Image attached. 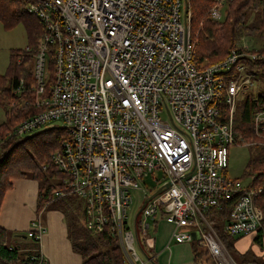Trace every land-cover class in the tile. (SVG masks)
<instances>
[{"label": "built area", "instance_id": "2783aa9c", "mask_svg": "<svg viewBox=\"0 0 264 264\" xmlns=\"http://www.w3.org/2000/svg\"><path fill=\"white\" fill-rule=\"evenodd\" d=\"M229 1L213 0L209 18L221 21ZM28 2L27 13L44 28L37 47L26 48L32 52L31 102L38 112L11 135L64 132L61 146L42 165L63 176V190L52 200H80L83 228L114 239L122 264L154 262V253L144 250L154 247L148 221L156 217L173 226L175 244L193 243L213 264H238L215 229L220 221L210 218L229 204L221 232L252 239L261 233L264 240L257 205L261 189L226 174L229 147L264 145V106L258 98L246 102L255 105L251 129L262 142L235 133L237 102L254 85L264 53L242 47L220 62L196 65L184 0ZM28 103L24 99L22 106ZM156 173L163 181L154 192L145 191L142 181L149 175L156 179ZM134 190L144 195L141 239L139 213L133 228L125 221ZM42 233L36 220L27 236L38 240ZM36 264H43L41 257Z\"/></svg>", "mask_w": 264, "mask_h": 264}, {"label": "trees", "instance_id": "16d2710c", "mask_svg": "<svg viewBox=\"0 0 264 264\" xmlns=\"http://www.w3.org/2000/svg\"><path fill=\"white\" fill-rule=\"evenodd\" d=\"M28 3V0H0V23L5 30L13 29L22 24L29 40L30 45L28 47L35 49L44 34V28L38 17L27 13ZM187 4L191 14L190 34L194 43V63L196 65L202 63L211 65L222 61L231 50L242 49L243 46L236 47L235 45L243 37L256 42L257 45L254 46L257 48L261 43V47L257 51L264 53V0H231L225 7L224 17L219 22L209 18V10L213 5V0H187ZM251 16L252 19H250ZM253 48L255 49V47ZM49 57L48 69L50 70L51 64H53L51 51ZM9 62L6 74L4 76L0 75V108L4 110L6 117L5 122L0 125V130H3L0 136L5 133L4 138H7L5 140L6 144L0 150V204L5 191L11 187L10 180L12 178L36 180L38 182L37 212L48 204L55 205L62 210L66 218L68 238L72 250L82 257V264H122V253L114 239L110 236L107 237L106 234L92 235L79 224L75 210L81 208H73L75 197L68 196L63 199L52 200L55 191L63 190V176L52 166H49L45 172L41 171L43 173L41 174L39 170L37 171L38 166L29 158H25L23 168L20 167L17 158L14 164H18L28 174L18 172L11 175L7 171L11 166L10 164L14 162V150L16 148H23L27 144L33 150L35 157L41 161L40 163L47 164L49 163L50 154L59 148L65 139L64 132L59 130L38 132V134L36 133L23 140L11 135L17 124L37 113L38 109L36 110L31 102L33 98L31 90L35 87L32 74V52L28 53L27 56H23L20 66L16 64L13 53L10 55ZM258 77L264 81V73ZM18 88L21 93L16 92ZM24 99H30V103L22 106ZM11 102L13 103L11 104ZM260 102L264 104V95H262ZM254 108L255 105L249 106L246 101L244 102L241 111L235 118V133L237 136L244 138L245 141L262 142L261 139L258 140L251 129V111ZM13 143H16L17 147L11 149ZM250 147L255 150V153L246 165L245 174L252 179L250 186L261 189L257 198V205L264 217V145L258 144ZM31 171L35 174L30 173ZM215 212V216L210 220L214 221L216 218L220 221L215 229L218 231L225 249L236 263L245 264L248 261L245 258L247 253L237 254L235 247L237 240L223 234L220 230L221 222L229 217V204L223 203L221 209ZM262 226L264 228V218ZM10 237L12 236L8 231L0 228V264H36L40 257L38 251L39 240L29 238L27 235H15V237L22 240L19 243H11ZM252 242L262 248L263 238L261 233ZM199 249L196 245H193L195 255H198ZM150 252L144 250L146 255H149ZM251 261L254 262L252 259Z\"/></svg>", "mask_w": 264, "mask_h": 264}, {"label": "crops", "instance_id": "0c3cea01", "mask_svg": "<svg viewBox=\"0 0 264 264\" xmlns=\"http://www.w3.org/2000/svg\"><path fill=\"white\" fill-rule=\"evenodd\" d=\"M37 194L38 182L36 180L28 178L14 180L12 186L4 194L1 204L0 228H9L12 232L28 231L29 222L35 213L36 219L34 221L37 220L43 228V233L38 239V251L43 264H82V257L72 250L68 238L67 222L62 210L52 205L37 212ZM82 205L80 201L79 208L81 207V211L75 210V212L79 224L83 226ZM73 208L75 207L73 206ZM140 209L136 213H139ZM79 211L80 213H78ZM135 217L136 215H134L132 223L129 224L131 228H133ZM148 224L150 226L149 232L154 238V247L151 251L154 253L152 264H213L205 251L199 249L205 258L195 255L193 243L175 244L171 237L174 231L173 226L160 217L152 219ZM246 239H248L249 249L254 246L257 251L250 253L254 262L250 260L245 264H264V243L262 248H259L256 244H250L253 240L251 237H241L236 241L235 247ZM236 250V253L240 255L248 252V250L240 251L237 248Z\"/></svg>", "mask_w": 264, "mask_h": 264}, {"label": "rangeland", "instance_id": "374dc122", "mask_svg": "<svg viewBox=\"0 0 264 264\" xmlns=\"http://www.w3.org/2000/svg\"><path fill=\"white\" fill-rule=\"evenodd\" d=\"M250 19H252V16L250 17ZM260 43V42H259ZM258 43V44H259ZM29 40L27 37V33L25 30V27L22 24L17 25L16 27H14L13 29L10 30H5L3 28V26L0 23V75H5L7 72V68L9 67V58L11 53H13L15 62L17 65L20 66V64L22 63L23 60V56H27L28 53L26 52V48L29 46ZM256 42H253L251 39H246L245 37L241 38L237 44L235 45L236 47H246L249 50H259L258 48L261 47V43L259 44V47L257 48ZM255 47V49L253 48ZM253 48V49H252ZM30 50H33V47H30ZM50 63V57L49 55L45 56V67L46 69H48ZM259 68V69H258ZM264 73V64L261 65H257V74L255 79H252V82L254 83V85L252 87H250V84L248 85L249 90L247 91L246 94H244V97L240 96L239 97V101L237 102L238 104V113L241 111L242 109V105L244 104V101H249L252 102L253 98H258L259 102L261 100L262 95H264V81L258 76H260V74ZM23 80V79H22ZM24 82V81H23ZM246 97V98H245ZM245 98V99H244ZM24 101V100H23ZM22 101V103H23ZM19 102V100H18ZM13 102H11L12 104ZM257 104V103H255ZM259 104V103H258ZM260 104L262 106H264V104H262L260 102ZM16 105V104H15ZM255 110V108H254ZM253 110V111H254ZM163 117H165L163 115ZM5 114H4V110L0 108V125L5 122ZM2 133L3 130H0ZM44 131H48L47 129H43L41 132L42 133ZM38 134V133H37ZM4 136L5 133L0 136V138L2 139V141L4 140ZM259 139L263 140V138H260L258 136H256ZM264 137V134H263ZM29 137H23L21 140L26 139ZM255 138V136H254ZM6 143L3 141L2 142V147L5 145ZM15 147H17L16 143H13V147L11 149H14ZM255 153V150L252 149V147H243V146H231L228 148V167L226 170V174L228 175V177H230L231 179H240L242 185L244 186H248L252 183V179L245 174V168L246 165L249 163L250 159L253 157ZM14 162H12L10 165V167L7 169V171H9V173L11 175L17 174L18 172H22L24 174H28L24 169L22 170L20 167L23 168V164L24 161L26 160L25 158H29L35 165H37L39 172L41 174H43L42 172H45L46 170L42 167L43 163L41 164L40 160L37 159L35 157V155L33 154V150L26 144L23 148H16L14 150ZM18 158V164H14L16 162V159ZM14 164V165H13ZM42 171V172H41ZM30 173H34L33 171H31ZM35 174V173H34ZM156 179L152 178L151 175H149L148 177H146L143 181H142V185L144 186V190L148 191V192H154L159 184H161V182L163 181L161 174L160 173H156L155 174ZM16 179H27V178H12L10 180L11 182V186H12V182ZM29 179V178H28ZM9 190V189H8ZM6 190L5 193L8 191ZM4 193V194H5ZM131 196H132V203L130 204V206L127 208V218H126V222L129 226L130 223H132L133 217L136 214V212L139 210L142 202H143V191L141 190H134L131 192ZM4 198V195H3ZM3 198L1 199L3 201ZM1 201V204H2ZM0 204V209L2 207V205ZM74 207H79L80 204V200L75 199L74 200ZM52 204H48L45 206L46 207H51ZM44 208V209H45ZM81 208V207H80ZM73 209V208H72ZM79 210V209H78ZM36 219V214L34 213L33 218L30 220V224H29V229L28 231L31 230V226H32V222ZM136 222L139 225L138 226V234H139V238L141 239V234H140V225L143 223V219H142V215L141 213L138 214L137 218H136ZM150 222V220L148 221V223ZM130 227V226H129ZM131 228V227H130ZM6 231H8V233L10 234V242H20L22 239L21 238H17L15 237V235L18 236H22V235H27L26 230L23 231H15L12 232L11 229L9 228H2ZM234 239L238 240L239 237H233ZM141 242V241H140ZM253 243V242H252ZM250 242L251 245H254ZM264 243V240H263ZM21 244V243H20ZM237 249H239L240 251L243 250H248L247 256H245L246 259H248V261H250L252 259V255L250 253H252V251H257V249L251 248L249 249V243H248V239L242 241L241 243L237 244ZM136 249H137V253L140 257V260L143 261L144 256L143 254L138 250V246L136 245ZM250 250V251H249ZM199 256H202V258H205V255L203 254V252H198ZM254 256V255H253ZM255 258V257H254ZM147 264H151V263H147Z\"/></svg>", "mask_w": 264, "mask_h": 264}, {"label": "water", "instance_id": "95a60500", "mask_svg": "<svg viewBox=\"0 0 264 264\" xmlns=\"http://www.w3.org/2000/svg\"><path fill=\"white\" fill-rule=\"evenodd\" d=\"M184 3H185V14H186V12H187V8H188V5H187L186 0H184ZM158 192H159V191H158ZM193 236H194V239H198V236H197L196 234H193Z\"/></svg>", "mask_w": 264, "mask_h": 264}]
</instances>
